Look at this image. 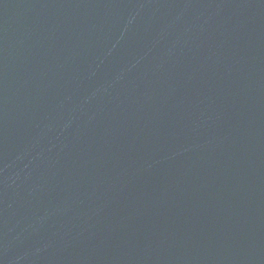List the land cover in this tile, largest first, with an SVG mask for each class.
<instances>
[{
    "label": "water",
    "instance_id": "1",
    "mask_svg": "<svg viewBox=\"0 0 264 264\" xmlns=\"http://www.w3.org/2000/svg\"><path fill=\"white\" fill-rule=\"evenodd\" d=\"M0 264H264V0H0Z\"/></svg>",
    "mask_w": 264,
    "mask_h": 264
}]
</instances>
